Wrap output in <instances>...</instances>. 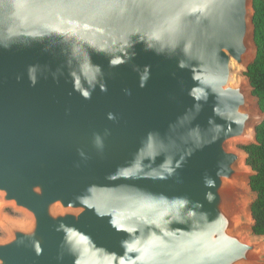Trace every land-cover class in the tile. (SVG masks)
<instances>
[{"label":"water","instance_id":"1","mask_svg":"<svg viewBox=\"0 0 264 264\" xmlns=\"http://www.w3.org/2000/svg\"><path fill=\"white\" fill-rule=\"evenodd\" d=\"M255 56L252 0H0V264H264Z\"/></svg>","mask_w":264,"mask_h":264},{"label":"trees","instance_id":"2","mask_svg":"<svg viewBox=\"0 0 264 264\" xmlns=\"http://www.w3.org/2000/svg\"><path fill=\"white\" fill-rule=\"evenodd\" d=\"M253 40L256 56L248 65L246 76L252 87L260 110L264 113V0H252ZM256 142L243 145L247 153L246 164L254 173L249 179V187L255 194L251 204L254 224L252 232L264 235V118L255 128Z\"/></svg>","mask_w":264,"mask_h":264},{"label":"rangeland","instance_id":"3","mask_svg":"<svg viewBox=\"0 0 264 264\" xmlns=\"http://www.w3.org/2000/svg\"><path fill=\"white\" fill-rule=\"evenodd\" d=\"M236 73H238V72H236ZM243 73L245 74V71H244ZM238 74H242V70H241ZM242 146H243V143H236V144L234 145V147L237 148V149H242ZM245 192L249 195V199H250V200L254 199L255 194L251 191V189H250L249 187H247V188L245 189ZM3 212L6 213V214H8V215H11V216H15V215H17V212L13 211L12 208H11L10 206H6V207H4V208H3ZM247 235H248L249 237H252V236H253L252 231H249V232L247 233ZM2 236H4V232H3V231L1 230V228H0V237H2Z\"/></svg>","mask_w":264,"mask_h":264},{"label":"bare ground","instance_id":"4","mask_svg":"<svg viewBox=\"0 0 264 264\" xmlns=\"http://www.w3.org/2000/svg\"><path fill=\"white\" fill-rule=\"evenodd\" d=\"M241 70H242V69H238V71H237V72L239 73Z\"/></svg>","mask_w":264,"mask_h":264}]
</instances>
